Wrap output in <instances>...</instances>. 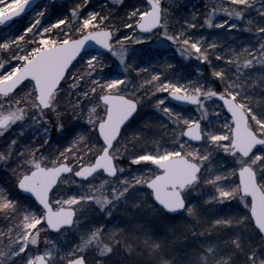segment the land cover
Returning a JSON list of instances; mask_svg holds the SVG:
<instances>
[{
    "label": "snow or ice",
    "instance_id": "obj_1",
    "mask_svg": "<svg viewBox=\"0 0 264 264\" xmlns=\"http://www.w3.org/2000/svg\"><path fill=\"white\" fill-rule=\"evenodd\" d=\"M180 6L43 0L0 36V264H264V0Z\"/></svg>",
    "mask_w": 264,
    "mask_h": 264
},
{
    "label": "rangeland",
    "instance_id": "obj_2",
    "mask_svg": "<svg viewBox=\"0 0 264 264\" xmlns=\"http://www.w3.org/2000/svg\"><path fill=\"white\" fill-rule=\"evenodd\" d=\"M207 2V0H181V6H180V11L181 12H188L190 10H192L193 8H195L196 10H202L204 4ZM43 3V2H42ZM42 3H40L39 5H37L34 9L33 12H31L30 14L22 17V19L14 21L12 26L8 27V28H1L0 29V36L6 34V33H11V32H16L17 34L19 33L20 30H22L24 27H27L31 17L34 15V11L38 10L39 7L42 5ZM96 3V0H93V4ZM70 4V0H55L54 3H50V11L48 13V17L46 19L45 22H47L50 19H54L56 18L57 15H59L60 13H62L63 11H65L66 6H68ZM220 16H223V14H219ZM226 18V17H224ZM208 32H212V29H208ZM207 34V33H204ZM213 34H217V35H222L223 31H217ZM242 35L244 36L245 40H251L252 37H250L246 32L242 33ZM173 51L171 49H169L167 55L172 54ZM176 53V52H175ZM176 55H179V53H176ZM187 60V59H184ZM177 62V61H176ZM198 62L196 61H188L187 65L188 69L185 70V72L187 71H194L195 69V65ZM179 71V70H178ZM149 114H152L154 112V110L152 109H146ZM9 178L6 175L0 174V182L6 181ZM203 199V198H202ZM67 240H72V237L69 236L67 238ZM58 242H63L66 243L67 241H65L64 237H61L60 240ZM75 242V241H72Z\"/></svg>",
    "mask_w": 264,
    "mask_h": 264
},
{
    "label": "trees",
    "instance_id": "obj_3",
    "mask_svg": "<svg viewBox=\"0 0 264 264\" xmlns=\"http://www.w3.org/2000/svg\"><path fill=\"white\" fill-rule=\"evenodd\" d=\"M168 56H177L179 57V55H176L175 52H173L172 54H168ZM189 60H184V58H180L179 60H177V63L180 65L179 67V71L181 72H185L186 69H188V66L189 64H187ZM209 71V74H210V70ZM202 199V198H201ZM205 214L208 215L209 217H212V214L214 212H219L220 210L219 209H216V208H213V207H207L205 210ZM214 218V217H212ZM194 221L189 219L186 215L184 217H180L178 219L175 220V226H176V229L178 232L180 233H184V234H187L185 232V229L187 228V226L193 224ZM157 224L163 229L165 226L164 225H160L159 222L157 221ZM189 238H191V235H189Z\"/></svg>",
    "mask_w": 264,
    "mask_h": 264
},
{
    "label": "water",
    "instance_id": "obj_4",
    "mask_svg": "<svg viewBox=\"0 0 264 264\" xmlns=\"http://www.w3.org/2000/svg\"><path fill=\"white\" fill-rule=\"evenodd\" d=\"M41 1H43V0H31L30 9H29V11L26 12L25 14L32 12L33 8H34L38 3H40ZM50 1L53 2L54 0H50ZM23 15H24V14H23ZM23 15H21V16H19V17H17V18H13V20H15V19H19V18L22 17ZM13 20H12V21H13ZM12 21H11L9 24L5 25L4 27H8V26H10V25L12 24Z\"/></svg>",
    "mask_w": 264,
    "mask_h": 264
}]
</instances>
